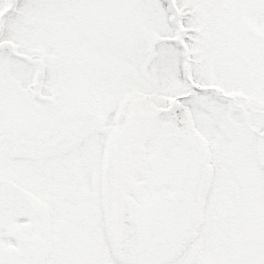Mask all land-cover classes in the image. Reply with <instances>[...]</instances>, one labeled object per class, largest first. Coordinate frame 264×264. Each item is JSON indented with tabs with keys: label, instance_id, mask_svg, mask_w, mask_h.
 <instances>
[{
	"label": "snow or ice",
	"instance_id": "snow-or-ice-1",
	"mask_svg": "<svg viewBox=\"0 0 264 264\" xmlns=\"http://www.w3.org/2000/svg\"><path fill=\"white\" fill-rule=\"evenodd\" d=\"M0 264H264V0H0Z\"/></svg>",
	"mask_w": 264,
	"mask_h": 264
}]
</instances>
